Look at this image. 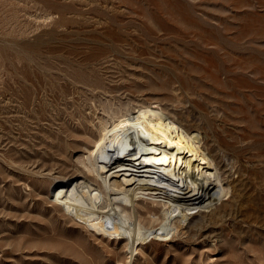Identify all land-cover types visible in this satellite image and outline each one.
Instances as JSON below:
<instances>
[{"label": "rangeland", "instance_id": "374dc122", "mask_svg": "<svg viewBox=\"0 0 264 264\" xmlns=\"http://www.w3.org/2000/svg\"><path fill=\"white\" fill-rule=\"evenodd\" d=\"M119 102L179 120L233 188L132 264H264V0H0V264H126L67 215Z\"/></svg>", "mask_w": 264, "mask_h": 264}, {"label": "bare ground", "instance_id": "6f19581e", "mask_svg": "<svg viewBox=\"0 0 264 264\" xmlns=\"http://www.w3.org/2000/svg\"><path fill=\"white\" fill-rule=\"evenodd\" d=\"M102 110L91 145L76 157L90 181L70 194L67 215L124 241L132 264L138 246L172 237L189 211L209 208L233 188L192 132L164 109L119 102Z\"/></svg>", "mask_w": 264, "mask_h": 264}]
</instances>
